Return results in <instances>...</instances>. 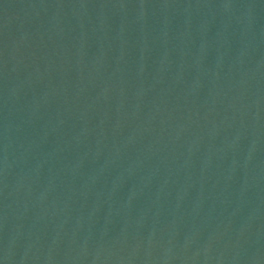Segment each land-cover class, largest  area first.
<instances>
[{
  "label": "water",
  "instance_id": "obj_1",
  "mask_svg": "<svg viewBox=\"0 0 264 264\" xmlns=\"http://www.w3.org/2000/svg\"><path fill=\"white\" fill-rule=\"evenodd\" d=\"M0 264H264V0H0Z\"/></svg>",
  "mask_w": 264,
  "mask_h": 264
}]
</instances>
